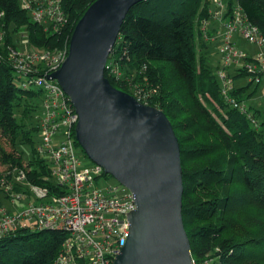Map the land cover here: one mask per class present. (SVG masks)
I'll return each instance as SVG.
<instances>
[{"label": "trees", "instance_id": "trees-1", "mask_svg": "<svg viewBox=\"0 0 264 264\" xmlns=\"http://www.w3.org/2000/svg\"><path fill=\"white\" fill-rule=\"evenodd\" d=\"M95 1L63 0L66 21L53 31L32 23L17 0H0V23L7 32L0 46V132L13 146L20 140L29 147V180L36 184L44 185L38 177L49 171L34 140L38 116H33L43 94L23 88L24 79L9 63L11 33L25 29L35 49L68 48L75 26ZM236 3L264 36V0H228L229 11ZM209 9V0L135 5L110 55L129 81H116L107 72L105 77L128 94L135 85L147 91V105L161 110L172 124L180 145L183 223L194 264H264V123L258 121V111L248 107L253 125L225 101L204 53L199 55L206 44L198 47L195 33L201 38L200 23L209 19ZM243 76L235 75L234 81ZM246 88L234 86L230 97L245 102ZM0 163L5 166L0 180L9 181L15 168L23 169L24 152L0 148ZM63 238L60 232L18 229L0 240V264H55Z\"/></svg>", "mask_w": 264, "mask_h": 264}, {"label": "built area", "instance_id": "built-area-1", "mask_svg": "<svg viewBox=\"0 0 264 264\" xmlns=\"http://www.w3.org/2000/svg\"><path fill=\"white\" fill-rule=\"evenodd\" d=\"M32 23L57 31L65 24L63 0H17ZM209 19L200 23L204 41H214L210 22L219 25L222 40L219 49L220 93L234 109L254 125L256 120L245 102L230 97L234 87L232 72L250 78L257 86L264 79V36L251 24L239 4L228 9V0H209ZM4 15L0 13V21ZM215 28L214 32H220ZM0 23V46L6 37ZM237 37V39H234ZM237 42L257 48L256 53L241 51ZM255 53V54H254ZM8 61L16 75L24 79L23 88L42 92V111L37 121L39 139L36 153L48 165V175L38 177L44 185L29 180V171L15 168L9 181L0 180V194L11 204L19 202L23 209L11 215L0 208V240L18 229L53 231L64 234L55 264H113L130 232L128 216L136 205L130 191L116 186L99 188L98 181L107 177L102 167H82L75 152V127L78 115L59 84L48 77L57 71L68 55V48L35 49L24 53L8 47ZM143 67L142 70H145ZM236 71V72H235ZM116 81L125 79L120 65L109 57L105 73ZM132 96L147 105L149 95L138 85L131 86ZM148 106V105H147ZM48 182V183H46Z\"/></svg>", "mask_w": 264, "mask_h": 264}, {"label": "water", "instance_id": "water-1", "mask_svg": "<svg viewBox=\"0 0 264 264\" xmlns=\"http://www.w3.org/2000/svg\"><path fill=\"white\" fill-rule=\"evenodd\" d=\"M145 0H96L78 21L68 55L48 78L77 115L84 155L133 196L130 232L113 264H194L183 223V170L167 116L112 86L105 68L128 12Z\"/></svg>", "mask_w": 264, "mask_h": 264}, {"label": "rangeland", "instance_id": "rangeland-1", "mask_svg": "<svg viewBox=\"0 0 264 264\" xmlns=\"http://www.w3.org/2000/svg\"><path fill=\"white\" fill-rule=\"evenodd\" d=\"M10 27H11L10 31H12V26ZM197 32L195 33V41H196L197 46L199 47L202 41L204 40L202 38V35H201L202 39L198 36ZM222 32L223 30L220 31L219 33L217 32L212 33V38H215L214 41H209V42L204 41L206 44V49L203 52L199 49V55L204 53L205 58H206V63L210 69V73L211 75H215L217 80H218L217 70L220 69L219 49L221 47L222 40L220 37H216V36ZM234 39L238 40L237 37H234ZM11 45H13L12 48H16L20 52H24V53L33 52L35 50V48L31 47L28 44L27 33L25 29H20L19 31H16V32L12 31ZM237 45L241 51L249 55L252 54L253 52L256 53L257 51L256 47L251 46L247 44L246 42H237ZM235 75H239V74L232 72V76L234 77ZM249 83H250V78L247 76H243L235 80L234 86L236 88L237 87H247L245 89V96L247 97L245 104L247 107H250V109H252L253 111L254 110L258 111L257 119L258 121L260 122L262 121L264 123V79H262V83L258 86L255 83L253 84H249ZM218 84L220 88L219 80H218ZM41 111H42V104L38 103V113L33 117L36 118V116H38L37 117V120H38ZM38 139H39V135L37 133V135L34 137L35 142H37ZM75 147H76L75 148L76 156L79 159L81 166L82 167L91 166L92 162L84 155V152L79 147V145L76 144ZM0 148H2L7 153H14L15 155H18L20 152H24L25 170L31 171V168L27 164L31 156V150L29 149L27 145L21 144V141L17 140L15 142V146H13L11 144L9 137L5 135L4 133L0 132ZM4 170H5V166L0 163V173H3ZM98 185H99L98 187L101 189L109 185L116 186L117 182L111 176L108 175L107 177H102L98 181ZM1 206L5 209L7 213L11 215H15L16 213H18L20 210L23 209V206L19 202H16L15 204H11V201L4 199L3 196L0 194V208Z\"/></svg>", "mask_w": 264, "mask_h": 264}, {"label": "crops", "instance_id": "crops-1", "mask_svg": "<svg viewBox=\"0 0 264 264\" xmlns=\"http://www.w3.org/2000/svg\"><path fill=\"white\" fill-rule=\"evenodd\" d=\"M210 27H211L210 28V33L211 34L214 33L215 28H217L220 31L219 25L217 23H215V22H210Z\"/></svg>", "mask_w": 264, "mask_h": 264}]
</instances>
